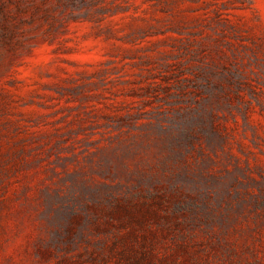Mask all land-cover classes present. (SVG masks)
Wrapping results in <instances>:
<instances>
[{
	"label": "rangeland",
	"instance_id": "rangeland-1",
	"mask_svg": "<svg viewBox=\"0 0 264 264\" xmlns=\"http://www.w3.org/2000/svg\"><path fill=\"white\" fill-rule=\"evenodd\" d=\"M0 264H264V0H0Z\"/></svg>",
	"mask_w": 264,
	"mask_h": 264
}]
</instances>
